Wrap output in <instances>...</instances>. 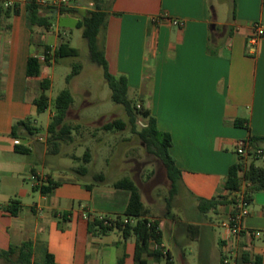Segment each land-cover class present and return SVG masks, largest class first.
<instances>
[{
    "label": "crops",
    "instance_id": "crops-1",
    "mask_svg": "<svg viewBox=\"0 0 264 264\" xmlns=\"http://www.w3.org/2000/svg\"><path fill=\"white\" fill-rule=\"evenodd\" d=\"M87 1L54 8L56 24L49 29L38 27L35 35L27 22L28 0H0L4 8H19L18 15L2 18L0 23V251L13 247L17 256L24 244L31 243L34 264L41 257L44 263L47 253L54 255L58 264H136L135 236L124 239L117 228L100 234L91 226L95 219L123 217L130 191L115 188L118 179L106 175L105 184L91 189L87 186L92 183L79 179L56 180L54 171L44 166L39 169L28 160L38 152L46 164L52 154L48 146L24 131L12 136L19 121L37 127L34 101L42 90L38 92L37 82L32 84V80L39 81L43 65L40 77L29 78V58H42L47 46L56 51L66 43L63 37L68 33L61 21L78 18L77 27L94 5ZM101 5L109 18L99 42L110 72L128 79L129 94H136L138 105L156 119L158 129L172 136L169 152L182 172L181 187L198 213L187 221L168 211L160 217L150 212L142 199L147 218L160 222L163 253L169 254L173 264L177 257L187 264L193 246L208 254V246L202 242L206 227L205 239L214 247L216 264H241L243 253L252 260L261 257L264 264V192L253 195L242 221L243 232L236 238L222 226L238 213L235 204L220 205L209 213L198 208L201 199L231 195L225 185L233 165L242 162L246 169L252 164L264 168V38L256 45L250 41L254 25L264 26V0H231L226 21L218 18L212 0H101ZM50 8L42 6L41 13L47 14ZM174 20L184 26H174ZM241 142L247 143L243 156L238 154ZM16 146L28 148L29 153L16 152ZM49 180L60 185L43 194L40 188ZM27 182L38 197L26 188ZM247 186L243 182L242 194ZM210 213L222 219L219 234L204 216ZM150 249H157L153 241ZM164 262L167 264L166 258H146L147 264Z\"/></svg>",
    "mask_w": 264,
    "mask_h": 264
},
{
    "label": "rangeland",
    "instance_id": "rangeland-1",
    "mask_svg": "<svg viewBox=\"0 0 264 264\" xmlns=\"http://www.w3.org/2000/svg\"><path fill=\"white\" fill-rule=\"evenodd\" d=\"M219 1L212 0L216 14L220 20L226 21L231 11V0ZM94 9L95 5L89 6L86 14ZM77 19L63 18L61 27L68 33L63 39L71 47L76 48L79 55L77 57L57 58L52 49L49 56L50 60L42 61L43 74L39 81L38 79L32 80V84L37 82L38 92L42 90V81L49 80L51 84L50 89L46 92L50 99V107L43 113L36 112L33 116L38 132L32 136V139L38 140L42 146L47 145L48 149H51L48 144L50 116L56 112V98L66 89L71 91L74 98V104L69 111L66 122L73 127L80 125V129L73 131L71 141L61 145L60 155H48L46 164L38 152L30 155L28 160L39 169L44 166L48 171H54L56 180L75 178L84 183H93L94 179L91 176L97 174H104L108 179L113 180L130 178L140 188L142 199L144 198L145 205L150 212L163 217L167 212V200L170 198L171 190V182L168 179L166 168L158 157L147 151L139 134L133 131L125 108L113 102L112 90L105 79L104 69L91 60L89 46L82 35V30L75 26ZM51 21L52 24H56L53 18ZM34 31L36 35L37 26L34 27ZM61 37L60 34V40H62ZM75 64L82 66L81 72L68 82L67 78L72 74ZM129 98L135 103H139L136 94L130 93ZM116 119H123L128 123L124 131L107 132L102 129L105 124ZM145 125L144 119L139 117L137 131L142 130ZM40 138L43 140L41 141ZM19 142L26 146L29 145L28 141L24 139H19ZM88 150L92 158L91 162L86 164L84 156ZM51 166L60 167V169H52ZM81 166L88 167L89 177H82L72 171ZM26 188L38 197V193L33 192L30 182L26 183ZM193 203V199L179 185L170 212L173 216L176 215L179 220H193L198 214ZM204 216L208 217V223H213L216 233L219 234L223 231L220 227L222 219L219 215L210 213L204 214ZM203 233L202 242L208 246V254L193 246L192 253L186 256L187 264H216L214 247L210 240L205 239L208 233L206 227H204ZM217 249L220 250L219 244H217ZM38 264H43L42 257ZM175 264H184V262L177 257Z\"/></svg>",
    "mask_w": 264,
    "mask_h": 264
},
{
    "label": "trees",
    "instance_id": "trees-1",
    "mask_svg": "<svg viewBox=\"0 0 264 264\" xmlns=\"http://www.w3.org/2000/svg\"><path fill=\"white\" fill-rule=\"evenodd\" d=\"M39 0H28L27 3V22L30 28L35 26L49 29L52 26V18L55 13L54 8H50L47 14L41 13V8L38 4ZM95 5L93 11L88 12L78 22L77 28L82 30V35L86 39L91 60L104 69L105 79L112 90L113 102L122 105L129 117V124L132 126L133 131L137 132L142 139L147 151L158 157L164 164L168 179L171 182L170 198L167 200V211L170 212L171 204L174 197L178 193L179 185L182 182V172L177 167L174 158L171 156L169 149L172 146V136L169 133L162 132L158 129L157 121L150 113L142 106L138 108V103H135L129 98V83L125 76H114L109 69V63L106 58L105 50L100 45L99 38L102 31L106 28L108 23L109 14L104 10L101 5V0H92ZM19 14L18 7H6L4 8L0 4V23L2 18H10L13 15ZM233 19H235V12L233 13ZM50 46L46 47V51L43 55L46 61L50 58ZM79 52L76 48L70 46L69 43H61L55 51L57 58L65 57H77ZM82 66L75 64L73 72L68 76L67 80L70 82L75 76L79 75ZM42 61L39 57L32 56L28 60L27 75L29 78H37L41 76ZM50 81L44 80L41 82L42 93L35 99L34 105L38 113H43L50 107V99L46 92L50 89ZM74 104V98L70 90H63L55 100L56 112L52 117V120L48 126L49 140L48 144L51 147L50 152L55 155L61 153V145L72 140L73 131L80 129V125L75 127L68 124L67 117L71 107ZM139 117L147 120V124L142 130L137 131V122ZM128 126V123L123 119H116L112 122L105 124L102 129L104 131H124ZM20 131H24L25 135L33 136L38 132V128L35 127L30 121H19L13 126L12 136L18 137ZM252 141H255V139ZM16 152L21 154H28L29 149L16 146ZM76 159H79L75 157ZM92 155L88 150L84 156V162L86 164L91 162ZM74 172L79 175H86L89 172L88 167L81 166L74 169ZM106 177L104 174H97L94 176V182L88 185L87 188L91 189L94 185H100L106 183ZM243 182H246L248 186L244 190L246 202L250 204L253 195L257 192H264V168L257 167L254 164L250 165L247 169L242 162L233 165L228 173L225 188L231 193L228 196H221L213 198L211 200L201 199L199 200V210L203 213L216 212L220 205L235 204V197L237 193H241ZM60 185L59 182L49 180L43 184L40 188L43 194H50ZM113 186L117 189L128 190L131 193L130 202L128 208L123 217L116 220H109L110 225L105 224L104 220L95 219L91 226L96 228L100 234H107L113 229H119L123 233L124 239H129L132 236L136 237V251H135V263L147 264V257H154L157 261L167 259V264H173L170 261L171 257L163 253L162 241L163 233L160 229L159 221H151L147 218V210L144 206L140 188L130 178H123L116 181ZM20 209L18 206L12 210L13 214H16ZM136 220L135 224H132L131 220ZM154 242L157 245V249L151 250L150 243ZM16 248H10L9 251H0V259L7 264H34L33 255L34 248L31 243L24 244L20 249L17 256ZM241 264H263L261 257H255L253 260L248 253H243ZM43 264H58L54 255L47 253ZM223 264H225L223 262Z\"/></svg>",
    "mask_w": 264,
    "mask_h": 264
},
{
    "label": "built area",
    "instance_id": "built-area-1",
    "mask_svg": "<svg viewBox=\"0 0 264 264\" xmlns=\"http://www.w3.org/2000/svg\"><path fill=\"white\" fill-rule=\"evenodd\" d=\"M75 0H39L38 4L40 6L48 5L52 8H65L70 7ZM11 6V5H10ZM173 25L177 27H183L184 22L179 20H174ZM264 38V26L261 24H255L253 27V34L250 38V41L253 45H256L260 39ZM41 61L45 60L44 57L40 58ZM138 108H141L138 105ZM42 141L43 139L40 138ZM247 153V143L241 142L238 148V154L240 156L246 155ZM263 152L261 150L258 151V155H262ZM39 183V182H38ZM235 206L238 209V213L228 218L226 221L222 222V226L227 230L229 236L236 238L240 236L243 232L242 221L244 216L248 214V206L249 204L246 202L245 196L242 193H237L235 197ZM100 220H104L105 224L110 225V221L106 218H101Z\"/></svg>",
    "mask_w": 264,
    "mask_h": 264
}]
</instances>
